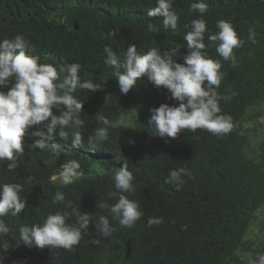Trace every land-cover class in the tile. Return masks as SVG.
<instances>
[{
    "label": "trees",
    "instance_id": "1",
    "mask_svg": "<svg viewBox=\"0 0 264 264\" xmlns=\"http://www.w3.org/2000/svg\"><path fill=\"white\" fill-rule=\"evenodd\" d=\"M194 2L199 0H174L180 20L172 33L164 32L162 17L147 16L155 0H0V40L22 34L36 45L40 62L57 66L79 62L82 77L103 87L95 93H76L86 98L81 113L84 145L73 148L70 140L57 137L53 142L67 149L57 158L35 148L38 137L26 135L16 170L7 171L8 162L0 161V182L24 184L32 178L21 193L26 208L18 216L3 218L10 227V233L0 237V245L9 247L0 252L4 264H250L257 254H264V130L252 126L264 114V0H204L209 31H218L216 22L227 19L245 40L234 49L235 67L219 57L214 43L206 48L222 61L225 77L218 91L230 88L235 93L230 102H220L233 125L223 136L203 129L184 130L175 139L155 136L147 125L149 109L172 104L170 93L144 77L122 94L113 69L104 63L106 45L123 55L133 43L142 53L152 47L179 48L182 55L175 58L183 63L187 53L183 36L190 30L186 25L200 18L189 12ZM149 22L159 31L149 32ZM249 28L255 31V43L247 39ZM98 111L109 120L110 138L92 149L87 137L100 126L94 117ZM73 158L80 161L81 174L63 186L60 165ZM124 160L135 177L130 198L140 201L144 213L133 228L117 224L111 237L96 244L91 242L95 227L90 223V235L74 251L60 248L54 255L48 247L17 246L21 225L42 222L49 212L63 209V204L52 203L57 190L82 212L93 213L94 221L106 215L97 204L116 202L108 193L115 190L112 176ZM180 167L192 176L183 177L185 183L177 190L165 178L169 170ZM151 217H163V222L149 227ZM252 226L257 229L248 235Z\"/></svg>",
    "mask_w": 264,
    "mask_h": 264
},
{
    "label": "clouds",
    "instance_id": "2",
    "mask_svg": "<svg viewBox=\"0 0 264 264\" xmlns=\"http://www.w3.org/2000/svg\"><path fill=\"white\" fill-rule=\"evenodd\" d=\"M155 4L148 9L147 16L162 17L164 32L176 33L180 17L173 9L174 0H155ZM207 11L208 4L204 0L190 5L189 12L199 13L200 18L186 25L190 30L183 36L187 49L183 63L175 58L178 53L179 57L182 55L179 48L162 50L152 47L142 53L133 43L128 45L123 55L114 51L111 45L103 49L104 63L113 69L112 76L117 79L122 94L126 95L144 77L156 88L163 87L170 93L172 104L161 103L149 109L147 125L155 136L175 139L184 130L195 132L197 129L223 136L232 130V117L222 113L220 102H230L235 93L230 88L225 93L218 91L225 77L221 71L222 61L210 56L206 48L214 43L219 57L235 67L238 60L234 49L241 48L245 40L227 19L216 22L218 31H209L203 18ZM147 29L149 32L159 31L151 22ZM205 39L209 42L207 46ZM247 39L255 43V31L251 28ZM40 60L36 45L22 34L0 40V161L8 162L6 168L9 172L16 170L19 159L24 155L26 135L38 137L33 143L35 148L49 151L57 158L67 153L63 144L53 142L57 137L64 142L70 140L73 148L84 145L81 113L86 98L78 97L76 93L78 90L88 93L103 90L102 85L94 83L92 78L82 77L79 62L57 66ZM94 117L100 126L87 137V145L92 149L110 138L108 118L101 111ZM128 143L134 145L135 141L129 139ZM80 170L81 163L75 158L62 163L60 184L67 186L73 183L81 174ZM185 176H192L186 167L172 169L165 182L179 190L185 183ZM31 179L27 177L24 184L30 183ZM55 179L57 177L54 176ZM134 179L127 160H124L112 176L115 190L108 193L109 198H116V202L111 205L98 202L97 208L107 214L98 215L95 221L93 213L82 212L72 201H66L63 191L57 190L52 203L63 204V209L49 212L42 222L21 225L17 246L22 243L29 248L48 247L54 255V250L60 248L74 251L75 246L90 235V223L95 227L91 242L96 244L111 237L117 224L120 228H133L144 215L140 201L130 198L135 193ZM24 184L0 182V237L10 233V227L3 218L18 216L26 208V199L21 195ZM72 217H75L74 221ZM162 222L163 217H151L148 226H159ZM8 249L7 244L0 245V252L6 253ZM0 264H4L2 255ZM250 264H264V254H257Z\"/></svg>",
    "mask_w": 264,
    "mask_h": 264
},
{
    "label": "rangeland",
    "instance_id": "3",
    "mask_svg": "<svg viewBox=\"0 0 264 264\" xmlns=\"http://www.w3.org/2000/svg\"><path fill=\"white\" fill-rule=\"evenodd\" d=\"M256 121L257 122L253 123L252 126L253 125H257L258 126V131L259 132L263 131L264 130V114L261 117H259ZM246 125H248V124H246ZM255 229H257V228L255 226H252L249 229L248 235H254Z\"/></svg>",
    "mask_w": 264,
    "mask_h": 264
}]
</instances>
